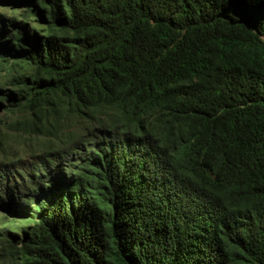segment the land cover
<instances>
[{
    "label": "trees",
    "instance_id": "16d2710c",
    "mask_svg": "<svg viewBox=\"0 0 264 264\" xmlns=\"http://www.w3.org/2000/svg\"><path fill=\"white\" fill-rule=\"evenodd\" d=\"M33 13L0 44V101L34 115L59 93L88 127L4 193L26 222L5 264H264V0Z\"/></svg>",
    "mask_w": 264,
    "mask_h": 264
},
{
    "label": "rangeland",
    "instance_id": "374dc122",
    "mask_svg": "<svg viewBox=\"0 0 264 264\" xmlns=\"http://www.w3.org/2000/svg\"><path fill=\"white\" fill-rule=\"evenodd\" d=\"M34 1L0 0V44L15 38L17 25L41 29L33 13ZM260 54L264 59V49L260 50ZM27 72L33 74L32 70ZM5 81L6 71L0 64V88L10 90ZM71 102L59 93H51L42 109L36 110L33 115L30 110L9 108L8 103L0 101L1 202L6 203L4 193L21 188V179L28 181L29 174L41 171L46 173L47 167L53 168V165L65 162L69 159L67 156L75 157L77 153L69 154L64 150H68L72 142L83 133V129L88 127V123L80 113L70 111ZM15 218L8 210L0 207V264H5L2 256V248L6 245L4 241L7 239L10 243L15 242L14 238L21 237L17 227L26 225L22 219Z\"/></svg>",
    "mask_w": 264,
    "mask_h": 264
}]
</instances>
